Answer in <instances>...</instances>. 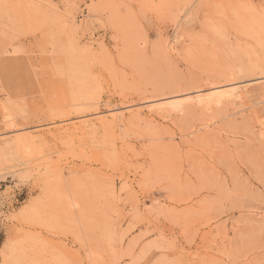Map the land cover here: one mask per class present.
Segmentation results:
<instances>
[{"label": "rangeland", "instance_id": "rangeland-1", "mask_svg": "<svg viewBox=\"0 0 264 264\" xmlns=\"http://www.w3.org/2000/svg\"><path fill=\"white\" fill-rule=\"evenodd\" d=\"M0 264H264V0H0Z\"/></svg>", "mask_w": 264, "mask_h": 264}, {"label": "bare ground", "instance_id": "bare-ground-1", "mask_svg": "<svg viewBox=\"0 0 264 264\" xmlns=\"http://www.w3.org/2000/svg\"><path fill=\"white\" fill-rule=\"evenodd\" d=\"M217 94H218V92L215 90V91L213 92V94H211V95L208 96V100L211 101V100H212V97L215 96V95H217ZM218 95H219V94H218ZM165 108H166V107H165Z\"/></svg>", "mask_w": 264, "mask_h": 264}]
</instances>
